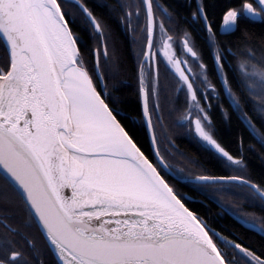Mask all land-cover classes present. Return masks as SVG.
Here are the masks:
<instances>
[{
	"label": "snow or ice",
	"instance_id": "1",
	"mask_svg": "<svg viewBox=\"0 0 264 264\" xmlns=\"http://www.w3.org/2000/svg\"><path fill=\"white\" fill-rule=\"evenodd\" d=\"M187 11L195 25L183 33L186 54L202 59L198 29L219 88L169 55L173 13L159 0H0V264H264V215L244 221L255 239L221 234L177 190L162 151L174 146L167 121L181 111L178 126L194 127L225 168L246 167L242 151L217 138L212 105L201 103L209 90L217 104L223 93L231 99L224 119L238 113L264 142V31L241 29L264 26V0H195ZM112 16L140 42L130 95L115 43L109 53ZM76 21L92 32L91 55ZM221 31L241 33L240 42L220 40ZM162 63L185 91L182 110L162 84ZM205 172L187 178L205 194L246 192L264 210V184Z\"/></svg>",
	"mask_w": 264,
	"mask_h": 264
},
{
	"label": "trees",
	"instance_id": "2",
	"mask_svg": "<svg viewBox=\"0 0 264 264\" xmlns=\"http://www.w3.org/2000/svg\"><path fill=\"white\" fill-rule=\"evenodd\" d=\"M89 5H96L103 2V0H88ZM112 2V0H109ZM159 2L166 8L169 12L173 13L172 20L165 22L169 25L172 31L170 32L176 39L183 37L185 31L192 32L195 22L190 19V13L188 9L194 8V2L192 1L189 6L185 2L179 0H159ZM217 0H210V3H216ZM108 24L111 28V36L109 37L108 47L109 53L111 54L113 43H115L116 49L118 51L119 59L122 65V70L119 72L117 79L123 81V86L125 88V94L130 95L135 89V77L133 69L135 66L136 55L135 52L140 46L139 41H134L132 36L125 30V28L119 24V21L114 17L108 19ZM241 29H247L256 34L259 37L260 33L264 31V26L261 25L259 21H253L247 25H241ZM80 36V47L83 48L89 55L92 54L95 48V40L92 35L91 30L82 22L76 21V27L74 29ZM241 33H222L219 35V39L225 42H231L232 44H237L240 41L238 37ZM196 41L195 49H197L200 54L209 57L211 48L210 43H206L204 36L200 34L199 30L195 31ZM235 52L236 50L233 49ZM239 56L237 55V60ZM161 81L164 85L166 92L171 96L173 102L177 109L182 110V107L177 105H183V99H179L180 95H176V88L165 74L161 71ZM134 103L135 100L132 98L130 101ZM164 103V101H161ZM123 114V111L122 113ZM181 115V111H177L173 114L172 119L167 121L168 125V135L172 138L174 146H169L165 141L162 145V151L164 152L165 162L169 165V169L176 175L178 179H174L169 176L173 183L176 184L177 190L187 195L190 198L199 199L200 192L202 191L198 186L192 184L188 181L189 174H199L202 169H206L204 174L210 175H242L250 179L255 184H264V150L255 142L249 132L241 124V122L235 116L233 119L229 120L228 125H225L220 118L219 113L215 110L213 113V119L216 124V134L221 141V143L230 151L231 153H236L238 151L239 139L242 141V149L246 167L240 169L238 166H233L232 168H225L222 164L220 157L216 156V159L209 157L208 153L212 151H206L201 148L200 143L193 130H189L188 126L185 124L183 126H178L177 117ZM166 149V151H164ZM227 169L226 174H222L223 170ZM229 171V172H228ZM246 192L241 190L232 189L230 191L224 192H211L206 194L209 199L205 198L204 206L202 203L188 202L189 206L194 208L201 216L206 217V213L210 212L212 218L209 222L216 229H222L219 225L223 226L225 229L229 228L235 230L239 233L242 238L250 237L255 239L259 235L241 227L232 218L227 215H223L222 218L217 216L216 205L213 203L214 200L222 201V203L228 207L229 203L236 201H245ZM213 202H212V201ZM227 204V205H226ZM216 218V219H215ZM224 230V229H223ZM227 232L226 230H224Z\"/></svg>",
	"mask_w": 264,
	"mask_h": 264
},
{
	"label": "flooded vegetation",
	"instance_id": "3",
	"mask_svg": "<svg viewBox=\"0 0 264 264\" xmlns=\"http://www.w3.org/2000/svg\"><path fill=\"white\" fill-rule=\"evenodd\" d=\"M179 1L185 2L187 4V6H189L192 1L195 2V0H179ZM167 25L172 26L169 24H167ZM220 35H222L221 32H220ZM205 42L208 43L206 40H205ZM195 50L197 51L198 54H200V52L197 49H195ZM168 51H169V55L175 54L178 59H182V60L187 59L189 61L188 67H190L192 69V72L194 74L190 78H192V79L202 78V75L206 70L207 74L209 76V79L214 84H216L217 88H219V84L217 83L218 73H216L215 75L213 74L214 60H213V49H212V47L211 48L209 47V51H210L209 57H206L205 55L200 54V55H202V59L199 62L193 61L192 58L190 57V54H186V49L184 48V45H183V37L179 38V40L174 37L173 47L171 49H169ZM135 63H136V60H135ZM200 64L205 65V69H201ZM161 69H162L163 74L166 75L168 80H170V82H172L176 88L175 79L173 78V76L168 74V73H165L163 71V63L161 64ZM175 93L177 96L180 95L178 100L179 99H181V100L183 99V101L185 100V91L183 89H180L178 91L176 90ZM212 95H213V93L211 92V90H209L208 91V100L205 101L204 99H201V103L202 104L207 103V104L212 105V107L210 109V119H212L214 121L213 113L216 110L219 113L220 118L223 121V123L225 125H228L229 120L224 119V117L222 115V111L228 110V111L235 112V109L231 107V104H232L231 99L227 96L226 93H223L221 101L219 102V104H217V101L215 99H212ZM177 106L183 108L184 104L183 105L178 104ZM249 115H253V113L250 112ZM236 117L241 122V124L245 127V129L249 132V134L252 136V138L255 140V142L261 147L262 150H264V142H262L261 137L259 135H257L256 133H254L252 131V129L248 127V124L243 119L239 118L238 113L236 114ZM192 118L194 119V117H192ZM180 124H182V125L186 124L187 125V122H180ZM256 126L258 129L260 128L259 123H257ZM192 130L194 133V127L192 128ZM215 130H217L216 124H215ZM261 131H264V129H261ZM196 137L198 139V142L200 143L201 148H203L206 151H208V150L212 151L214 153V151L212 149H210L209 146H207L206 144H204L202 141L199 140L198 136H196ZM217 138H218V136H217ZM218 140H219V138H218ZM238 141H239V145H238V151L236 153L241 152V151L243 153L241 138ZM219 142H221V141L219 140ZM226 150H228V149L226 148ZM236 153H233V154H236ZM215 155L218 156V154H215ZM220 158L223 159L222 157H220ZM226 173H227V169H226V171L224 169L222 174H226ZM258 185H260V184H258ZM199 195H200V198L197 200L194 198L192 199V198L188 197L187 195L185 196V198L188 202L198 201V202L202 203L204 206H207L204 199L205 198L209 199L208 196H206V194L203 191H201ZM17 203H19V201H17ZM213 203L216 205V208H217L216 212H217V216L219 218H222L223 215H227L230 218H232L236 223H238L241 227H243V226L236 219H239V220L244 222L245 219L247 218L250 222V217H248L247 214L255 213L258 216L264 215V210H262V207L259 205V203L257 201H253L250 199H245V201H236V202L229 203L228 207H226L222 203V201L214 200ZM211 218H212V216H211L210 212H207L205 219H207L209 221ZM246 224H248V223H246ZM219 227H222V229L219 228V229H217V231H220L221 234H227L230 236H231V234H235V235L239 236V233L235 230H232L229 228L225 229L221 225H219ZM243 228L247 229L246 227H243ZM223 229L226 230L227 232H225ZM247 230H249V231H251L257 235H260L259 232H256L254 230H251V229H247Z\"/></svg>",
	"mask_w": 264,
	"mask_h": 264
},
{
	"label": "water",
	"instance_id": "4",
	"mask_svg": "<svg viewBox=\"0 0 264 264\" xmlns=\"http://www.w3.org/2000/svg\"><path fill=\"white\" fill-rule=\"evenodd\" d=\"M221 33H223L222 31H221ZM224 34V33H223ZM214 151V150H213ZM167 174L169 175V176H171L172 178H174V179H178L179 180V178L178 177H176V175L169 169V171L167 172ZM189 181V180H188ZM243 227H246L247 229H251V230H254V231H256V229L255 228H250V227H248V224H246V223H244L243 221H241V220H239V219H236ZM257 232V231H256Z\"/></svg>",
	"mask_w": 264,
	"mask_h": 264
}]
</instances>
